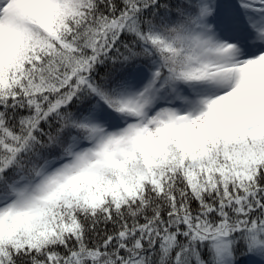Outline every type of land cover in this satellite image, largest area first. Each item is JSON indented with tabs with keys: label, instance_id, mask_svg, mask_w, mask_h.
Returning <instances> with one entry per match:
<instances>
[{
	"label": "snow or ice",
	"instance_id": "snow-or-ice-1",
	"mask_svg": "<svg viewBox=\"0 0 264 264\" xmlns=\"http://www.w3.org/2000/svg\"><path fill=\"white\" fill-rule=\"evenodd\" d=\"M0 264H264V0H0Z\"/></svg>",
	"mask_w": 264,
	"mask_h": 264
}]
</instances>
